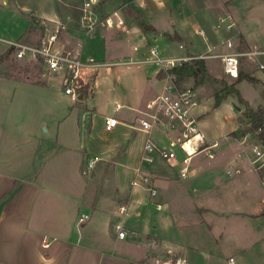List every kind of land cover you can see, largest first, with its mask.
I'll list each match as a JSON object with an SVG mask.
<instances>
[{
	"label": "crops",
	"instance_id": "obj_1",
	"mask_svg": "<svg viewBox=\"0 0 264 264\" xmlns=\"http://www.w3.org/2000/svg\"><path fill=\"white\" fill-rule=\"evenodd\" d=\"M173 1L133 0L137 6L128 5L142 13L156 33L146 34L127 14L128 6L119 11L126 21V31L114 29L124 33L119 40L111 39L109 34L105 36L100 30L91 38L84 37L80 29L72 32L78 33L71 35L72 39L85 40V60L112 59L100 63V67H111L105 70L100 82L112 81L115 75L126 82L124 92L113 89L114 115L99 114L85 100L74 102L65 94L61 79L48 75L45 66L38 62L34 63L43 68L38 79L30 74L20 78L0 73V264H154L157 258L167 256L169 250L186 257L191 264L189 251L198 253L199 245L197 242L186 245L178 238L182 230L191 227L190 221L195 222L197 234L206 229L208 238L214 242L226 213H236L245 219L264 216V197L255 196L262 185L260 174L252 164V147L260 139L246 136L248 133L230 139V133H238L237 126L220 137L203 129L208 146L214 142L218 145L210 149L213 157L206 153L198 161L199 154L192 158L191 173L186 178L180 177L179 165L162 159L176 169L179 178L190 179L188 186L174 194L165 195L163 191L172 186L168 172L151 176L157 189V195L152 197L144 185L132 186L133 177L124 181L122 173L116 170L118 167L132 170L137 165L142 168L145 141L138 138L139 119L150 111V102L167 82L158 78L161 66L152 60L150 48L160 38L180 32L178 24L186 32L192 22L208 20L213 15L212 9L202 5L203 0H183L186 12L177 15L178 11L171 7ZM47 14L51 19L58 18L57 14ZM11 24L15 34H11ZM29 25L30 21L10 0L0 1V63L13 52L11 42L24 37L32 39L27 35ZM199 35L205 39V33ZM146 36L154 44L146 45L149 43ZM176 42L170 44L172 55L186 56L185 49ZM206 47L204 52L211 46ZM127 56L131 60L113 61ZM129 64L136 66L116 68ZM250 76L256 77V81L241 82L257 86L256 101L252 103L242 97L254 109L264 107L259 89L264 85V74ZM241 82L236 85L240 93ZM229 96L234 108L236 99ZM201 103L202 100L196 114L203 127V123H208L210 108ZM85 115H89L88 120H84ZM106 116L120 121L110 132L104 128ZM90 160H96L92 169L87 167ZM156 184L162 187V202L153 204L150 200L158 196ZM177 201L188 210L178 211ZM121 206H126L123 214ZM185 210L194 219L185 217L180 222L177 214L182 215ZM82 215H89V219L79 224ZM118 224L127 229L125 238L118 237ZM45 240L50 246H44ZM236 242L241 243V238Z\"/></svg>",
	"mask_w": 264,
	"mask_h": 264
},
{
	"label": "rangeland",
	"instance_id": "obj_2",
	"mask_svg": "<svg viewBox=\"0 0 264 264\" xmlns=\"http://www.w3.org/2000/svg\"><path fill=\"white\" fill-rule=\"evenodd\" d=\"M83 1L84 0H10V2L17 8L18 12L30 21V29L27 35L32 39L29 40L24 37L23 40L20 41L41 43L48 34L59 31V35L62 40L69 44L73 43L75 39H72L71 35L76 36L78 33L72 32L75 30L77 31L78 29L81 30L80 15ZM106 1H109V3ZM131 4L132 6H137L133 3V0H102L96 7V12L101 18H103L114 11H120L121 9L125 10L127 6ZM202 5L212 9L213 15H209L208 20L201 19L192 22L191 28H189L186 32H184V27L182 28L178 24L177 27L180 28V32L177 31V34L175 33L174 36H164L160 38L157 43L158 46H156L157 44L154 46L158 48L160 55L166 59L186 58L189 60L192 57L203 58L206 62V59L209 58L207 60L209 68L207 66V69L211 75V79L207 80L204 84L196 85L195 78L193 76H188L182 84V87L194 89L197 93L199 103L202 100L201 105H205L207 108H210V112L206 116L208 123L207 125L203 123V129L205 131L210 132L214 137H220L225 131L233 129V127L237 126V134L239 136H243L246 128H249L250 126L247 109L248 106L239 103L238 96L236 94H231V96L236 99L234 108L231 104L233 98H229L230 96H227V99H229L221 106V108L216 110L215 107V93L217 91H222L223 88L230 86L234 81H236L235 78L223 71L222 62L220 58L216 56L222 52V49L218 44L217 29H222L224 33L238 45V49L241 52L264 50V0H203ZM171 7L178 11L175 12L177 15L179 13L183 14L186 12L183 0H174ZM24 8H27L26 11H22L25 10ZM48 12L57 14L58 18H49L47 14ZM33 13L36 15L33 16ZM12 25L13 24H11L10 29ZM61 25L66 26L64 31L60 29ZM196 25L197 29H195ZM12 29L11 34H15ZM108 29L111 28L100 26L96 31V34L99 32H102L105 36L109 34L113 40H119L124 36L122 31H119L118 29L114 30L116 28H112V30ZM200 30L204 31L205 39H202L199 35ZM145 33L147 34V32ZM146 37H148L149 42L146 45L154 44L150 36ZM84 41L85 40L83 39V42ZM172 41H177L176 44H179L181 48H184L187 55L184 57H174L172 55V48L170 45ZM176 44L173 46L175 47ZM206 44H209L211 47L204 52L205 48H207ZM147 56L145 58H147ZM133 58L137 59L138 57L133 56ZM93 59L99 63L112 61V59L110 60L105 58L96 59L94 57ZM244 59L241 71L254 76L262 75V73L264 74V71H260L257 66L249 64L247 57H244ZM116 60L127 61L131 60V57L127 56L113 59V61ZM261 60L264 62V55ZM127 66H136V64L120 65L116 66V68H126ZM156 67L158 68L159 66ZM107 69H111V67L105 66L100 67L99 69L87 70L89 74H94V77L92 82V91L87 94L84 100L87 101L90 106H95L96 111L99 114L114 115L115 113L113 109L116 105L114 100L116 98L113 95V89L116 88L119 92H124L122 88L126 86L123 85L126 84V82L124 81L123 83L122 77L119 75L113 76L114 78L112 81H106L104 84L102 81L100 82L105 74V70ZM42 71L43 68L36 65L32 61L17 60L13 52L8 58L4 59L2 63H0V73H10L15 77L20 78H25L30 74L34 79H38ZM170 77L175 82L176 76ZM57 81L61 85V82L59 80ZM259 87L262 95L264 96V85L263 87ZM239 88L242 96L249 99L252 103L256 101L255 97L258 95L257 86L251 84L249 81H243L239 84ZM69 100L71 101V99ZM121 103H123V101H121ZM118 114L119 113H116L117 116ZM85 116L86 119L84 120H88L89 115ZM258 132L259 131H252L246 136H249L250 138H257L256 135ZM234 133L235 132L229 134L230 139L234 137ZM137 134L139 140L145 141L149 138L150 141L155 143L158 142L160 144L168 143L170 138L174 136V132L158 128L154 129L150 135H147L143 131H139ZM205 154L206 152L199 153L196 160L198 161L204 158ZM152 156V162H143L142 168H140L139 165L135 167L137 169H141L140 174H144L149 177H156L155 175L159 173L168 172L171 175L172 186L168 191L163 190L165 195L174 194L175 191H181V189H184L185 186H188L190 179L179 178L175 168L171 167L159 156L157 157L156 154H153ZM109 167L112 168V166ZM133 169L130 170V168L125 169L118 167L116 170L119 174L122 173V179L124 181H128L129 178L133 177L131 179V185L134 186L133 181L136 179V169H134L135 171H133ZM118 178L119 177L117 176V179ZM260 186V190L255 194V196L259 195L264 197V187L263 185ZM157 187L158 196L155 199L153 198L150 200L153 204L160 203V201L162 202V187L158 185ZM145 190H147V188ZM145 192L147 193V191ZM177 209L178 211H183L184 209L188 210V208H185L183 203L178 201ZM164 211L167 210L164 209ZM185 217L192 220L194 219V216L189 211L183 212L182 215L177 214V218L180 222H183ZM220 222L222 227L218 230L219 237L216 240L217 242H213V240L210 241L206 229H204L205 231L203 230L197 234L194 221H190L188 223L192 228L188 227L187 230L183 228V233L178 238L185 244L197 242L199 245L198 248H200V251H198L199 254L191 251L192 249H190L188 256L182 251L183 255L189 257L191 264H230V257L235 258L236 262L234 264H264V216H259L253 219H245L236 213H226L224 219ZM243 222L246 223L244 224ZM240 225L242 227L241 229H239ZM236 232H238L239 236H236ZM171 237L174 239L175 236ZM238 237L241 238V243L236 242Z\"/></svg>",
	"mask_w": 264,
	"mask_h": 264
},
{
	"label": "built area",
	"instance_id": "obj_3",
	"mask_svg": "<svg viewBox=\"0 0 264 264\" xmlns=\"http://www.w3.org/2000/svg\"><path fill=\"white\" fill-rule=\"evenodd\" d=\"M98 1H83L80 24L84 37H94L100 26L119 28L126 31V21L119 11H114L103 18L97 14L95 7ZM60 29L64 31L66 26L61 25ZM199 32L204 36L203 30ZM217 37L222 52L216 56L220 58L223 71L226 74L233 78H238L245 60L244 57H247L249 64L264 70V62L261 60L264 50L241 52L238 49V45L222 29H217ZM10 46L17 60L38 62L45 66L48 75L60 78L65 94L70 96L74 102L84 100L87 94L92 91L94 74H89L87 70L99 69L101 64L94 59L85 60L83 58V39H75L73 43L69 44L61 39L59 31H55L48 34L41 43L30 44L16 40L11 42ZM150 56L154 62L161 66V70H168L187 61L186 58H163L155 46L150 48ZM191 59L193 58L191 57ZM170 76L175 75H167L165 78L167 82L163 86L162 92L150 102V111L139 119L140 126L138 129L147 135H150L156 128L170 130L174 132V136L170 138L167 144L155 143L147 138L143 145L141 160L142 162H152V155L156 154L172 165H179L180 177L186 178L191 173L190 164L192 158L202 152H206L210 157H213L214 154L210 152V149L216 147L218 143L214 142L208 146L206 134L200 118L196 114L199 99L195 90L179 87L176 79L174 82ZM81 96H83L82 99L80 98ZM119 123L118 118L106 116L104 128L110 132ZM252 151L254 155L252 164L259 172L261 183L264 187V141L259 140V143L254 144ZM95 163L96 160H90L87 163V167L92 169ZM140 172L139 168L136 169V179H134L133 185H145L151 196L155 197L157 189L153 185L152 178L140 174ZM158 207L160 208L161 206L159 205ZM120 212L122 214L125 213L126 206H121ZM88 219L89 215H82L79 218V224L84 223ZM116 229L119 238L127 236L128 231L123 225H116ZM134 233L132 232V234ZM44 246L48 247L50 243L45 240ZM235 262V258H229L230 264ZM154 264H189V262L186 257L177 255L172 250H169L167 256L157 258Z\"/></svg>",
	"mask_w": 264,
	"mask_h": 264
},
{
	"label": "trees",
	"instance_id": "obj_4",
	"mask_svg": "<svg viewBox=\"0 0 264 264\" xmlns=\"http://www.w3.org/2000/svg\"><path fill=\"white\" fill-rule=\"evenodd\" d=\"M126 12L131 18H134L139 23L140 27L145 32H157L156 28L148 22L142 13L136 11L130 6H128ZM168 74H173L176 76L177 85L179 87L182 86L186 77L188 76H193L195 78L196 85L204 84L207 80L211 79L205 59L203 58H193L191 60L182 62L176 67L170 68L168 70H161L158 74V78L165 79ZM235 79L236 81H234L230 86H226L222 89V91H217L215 93V107H218L227 96L236 94L238 96L239 103L248 106L247 109L250 126L249 128H246L244 135L252 131H259L256 137L264 141V107L259 106L256 109L252 108L242 97L240 91L236 88V85L244 79L252 82L256 80L244 71H241L239 77ZM233 135L237 136V133H234Z\"/></svg>",
	"mask_w": 264,
	"mask_h": 264
},
{
	"label": "water",
	"instance_id": "obj_5",
	"mask_svg": "<svg viewBox=\"0 0 264 264\" xmlns=\"http://www.w3.org/2000/svg\"><path fill=\"white\" fill-rule=\"evenodd\" d=\"M81 99L83 98V96L80 97Z\"/></svg>",
	"mask_w": 264,
	"mask_h": 264
}]
</instances>
